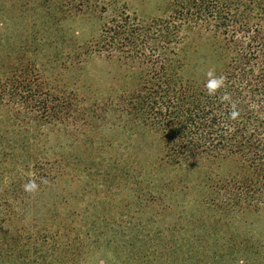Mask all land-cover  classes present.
Masks as SVG:
<instances>
[{"label":"rangeland","instance_id":"374dc122","mask_svg":"<svg viewBox=\"0 0 264 264\" xmlns=\"http://www.w3.org/2000/svg\"><path fill=\"white\" fill-rule=\"evenodd\" d=\"M124 1L130 12L142 17L167 15L169 0ZM113 7L102 13V5L95 0H0V81L27 78L33 94L38 95L29 96V100L38 98L39 102L37 110L26 116H18L12 105L0 107V135L4 136L0 137V149L7 152L4 147L11 144L34 145L37 150L60 146V164L54 166L59 179L51 182L45 193L39 188L28 191L27 196H31L24 197L25 202L54 211L49 213L48 222L54 230L62 226L65 244L74 238L68 235L67 227L83 231L87 229L84 226L95 225L91 237L82 235L84 246L71 252L76 264H264V214L238 216L225 224L215 216L221 215L216 209L186 206L194 193L180 191V186L165 191L168 202L179 206L170 215L158 216L163 206L153 203L149 195L142 197L146 203L138 200L141 192L137 188H143L144 183H136L143 179L136 168L160 155L161 142L157 134L145 131L142 135L138 129L132 132L120 111L126 95L139 88L141 70L94 50ZM208 34L203 31L187 38L184 78L202 82L203 75H219L229 62L217 48L222 37ZM67 103H71L69 109ZM12 159L0 156L5 161L0 163L2 235L8 228H17L13 224L15 211L25 215L26 222H31L33 215L25 205L18 208L21 202L12 199L14 179L8 178L15 168ZM176 168L166 167L164 172ZM178 175L181 184H187L186 176L194 178L197 185L201 182L197 174ZM47 196L52 199L48 197L42 204L40 199ZM237 235L252 236L263 250H236L217 242L224 239L226 243ZM166 236L180 243V251L173 257L159 254ZM77 240L78 245L82 243ZM156 243L158 251L154 253ZM186 256H192L191 261L181 258Z\"/></svg>","mask_w":264,"mask_h":264},{"label":"trees","instance_id":"16d2710c","mask_svg":"<svg viewBox=\"0 0 264 264\" xmlns=\"http://www.w3.org/2000/svg\"><path fill=\"white\" fill-rule=\"evenodd\" d=\"M95 1L102 5V13L112 4L115 7L94 50L132 69L138 67L143 74L139 88L126 95L121 106L120 111L127 118L125 125L132 132L138 129L142 135L145 131L157 134L161 142L160 155L136 168L139 176H143L136 183L140 186L144 183L143 188H137L141 192L138 200L146 203L148 200L142 197L149 195L153 203L163 206L158 216L170 215L179 206L168 202L165 191L180 186V191L194 193L186 206L216 209L221 215L215 216L225 224L238 216L264 214V0H169L167 15L153 17L130 12L124 0ZM203 31L212 34L210 37H222L217 48L229 59L219 75L211 72L223 81L213 95L206 88L211 79L208 73L203 75L202 82L182 75L187 38ZM31 87L27 78L0 81V107L12 105L18 116L30 115L39 103L38 98L29 100L31 95L38 96ZM70 104H66L68 109ZM46 109L49 110V105ZM0 131L3 132L1 128ZM4 148L7 152L0 149V156L13 158L15 166L8 176L14 179L12 199L21 202L18 208L25 205L33 215L32 221L26 222L25 215L15 211L16 223H12L17 228H8L3 235L0 232V263L76 264L71 252L76 246H84L82 235L91 237L95 225L88 224L83 231L77 226L67 227L68 235L74 238L65 244L62 226L54 230V225L48 222L49 213L53 215L54 211L24 199L28 197L25 185L29 181H34L45 193L51 188L50 183L59 179L54 166L60 164V146L37 150L34 145L11 144ZM171 166L177 168L164 172ZM180 172L197 174L201 182L197 185L194 178L186 176L187 184H181ZM133 175L132 171L129 176ZM198 186L201 189H196ZM48 197L40 199L42 204ZM77 239L82 243L78 245ZM173 240L166 236L159 254L168 253L169 257L178 254L180 243ZM223 240L217 242L236 250L242 247L256 249L255 253L263 250L252 236L237 235L226 243ZM192 245L188 244L190 248ZM181 258L191 261L192 256Z\"/></svg>","mask_w":264,"mask_h":264},{"label":"clouds","instance_id":"9594fccd","mask_svg":"<svg viewBox=\"0 0 264 264\" xmlns=\"http://www.w3.org/2000/svg\"><path fill=\"white\" fill-rule=\"evenodd\" d=\"M209 77L211 78L209 83L206 85V88L208 90V94L209 95H213L215 93V91L222 86V79H219V78H215L213 76V73H208ZM236 113H233V116H235ZM38 188V185L34 182V181H29L28 184L25 185V191H29V192H32V191H35L37 190Z\"/></svg>","mask_w":264,"mask_h":264}]
</instances>
